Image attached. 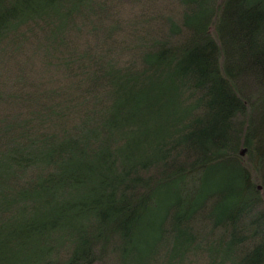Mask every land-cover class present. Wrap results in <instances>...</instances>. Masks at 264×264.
Listing matches in <instances>:
<instances>
[{
	"label": "trees",
	"instance_id": "obj_1",
	"mask_svg": "<svg viewBox=\"0 0 264 264\" xmlns=\"http://www.w3.org/2000/svg\"><path fill=\"white\" fill-rule=\"evenodd\" d=\"M0 264H264V0H0Z\"/></svg>",
	"mask_w": 264,
	"mask_h": 264
},
{
	"label": "water",
	"instance_id": "obj_2",
	"mask_svg": "<svg viewBox=\"0 0 264 264\" xmlns=\"http://www.w3.org/2000/svg\"><path fill=\"white\" fill-rule=\"evenodd\" d=\"M245 152V150H243L242 152H241V154H243Z\"/></svg>",
	"mask_w": 264,
	"mask_h": 264
},
{
	"label": "rangeland",
	"instance_id": "obj_3",
	"mask_svg": "<svg viewBox=\"0 0 264 264\" xmlns=\"http://www.w3.org/2000/svg\"><path fill=\"white\" fill-rule=\"evenodd\" d=\"M245 155V152L242 154V156H244Z\"/></svg>",
	"mask_w": 264,
	"mask_h": 264
}]
</instances>
